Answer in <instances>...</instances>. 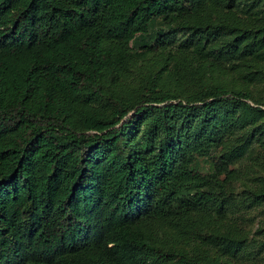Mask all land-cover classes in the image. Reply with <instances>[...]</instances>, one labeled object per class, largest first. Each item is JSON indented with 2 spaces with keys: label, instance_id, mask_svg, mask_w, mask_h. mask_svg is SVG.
<instances>
[{
  "label": "trees",
  "instance_id": "16d2710c",
  "mask_svg": "<svg viewBox=\"0 0 264 264\" xmlns=\"http://www.w3.org/2000/svg\"><path fill=\"white\" fill-rule=\"evenodd\" d=\"M263 96L264 0H0V264H264Z\"/></svg>",
  "mask_w": 264,
  "mask_h": 264
},
{
  "label": "rangeland",
  "instance_id": "374dc122",
  "mask_svg": "<svg viewBox=\"0 0 264 264\" xmlns=\"http://www.w3.org/2000/svg\"><path fill=\"white\" fill-rule=\"evenodd\" d=\"M253 214H256V211L252 212Z\"/></svg>",
  "mask_w": 264,
  "mask_h": 264
},
{
  "label": "built area",
  "instance_id": "2783aa9c",
  "mask_svg": "<svg viewBox=\"0 0 264 264\" xmlns=\"http://www.w3.org/2000/svg\"><path fill=\"white\" fill-rule=\"evenodd\" d=\"M263 101H264V96H263ZM261 107V106H260ZM261 108H263V107H261Z\"/></svg>",
  "mask_w": 264,
  "mask_h": 264
}]
</instances>
